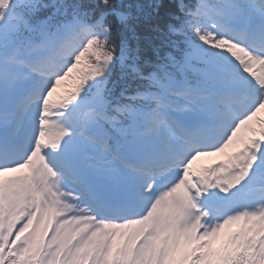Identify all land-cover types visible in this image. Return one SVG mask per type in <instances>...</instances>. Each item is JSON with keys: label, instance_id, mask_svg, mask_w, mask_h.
<instances>
[{"label": "snow or ice", "instance_id": "obj_1", "mask_svg": "<svg viewBox=\"0 0 264 264\" xmlns=\"http://www.w3.org/2000/svg\"><path fill=\"white\" fill-rule=\"evenodd\" d=\"M0 264H264V0H0Z\"/></svg>", "mask_w": 264, "mask_h": 264}, {"label": "rangeland", "instance_id": "obj_2", "mask_svg": "<svg viewBox=\"0 0 264 264\" xmlns=\"http://www.w3.org/2000/svg\"><path fill=\"white\" fill-rule=\"evenodd\" d=\"M57 95H59V93H57ZM200 159H202V161L199 162V163L196 162V164L194 165V168L207 167L208 165L213 164L216 161L223 159V157L222 156H218V157H202Z\"/></svg>", "mask_w": 264, "mask_h": 264}]
</instances>
